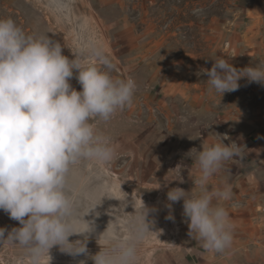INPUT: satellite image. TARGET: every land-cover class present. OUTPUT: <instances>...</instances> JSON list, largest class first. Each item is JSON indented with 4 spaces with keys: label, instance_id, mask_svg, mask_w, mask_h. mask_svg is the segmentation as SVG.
<instances>
[{
    "label": "rangeland",
    "instance_id": "374dc122",
    "mask_svg": "<svg viewBox=\"0 0 264 264\" xmlns=\"http://www.w3.org/2000/svg\"><path fill=\"white\" fill-rule=\"evenodd\" d=\"M241 1L0 0V121L28 122L0 143V264H198L192 145L163 96L215 121L264 105V47L258 82L220 43ZM214 257L264 264V238Z\"/></svg>",
    "mask_w": 264,
    "mask_h": 264
},
{
    "label": "crops",
    "instance_id": "0c3cea01",
    "mask_svg": "<svg viewBox=\"0 0 264 264\" xmlns=\"http://www.w3.org/2000/svg\"><path fill=\"white\" fill-rule=\"evenodd\" d=\"M236 10V19L230 29L240 34L228 41L221 37L220 43L230 44L239 55L243 53V56L238 55L240 62L251 59L252 66H256L253 74L259 82L260 52L264 47V38H261V35L264 37V0H242ZM222 58L225 70L218 74L211 71L212 77H229L231 71L227 64L232 60L228 56ZM262 73L264 75V70ZM190 94L191 91L180 88L165 93L163 98L177 96L178 139L189 142L193 148L189 146L186 156L176 153L175 157L184 160L189 188L195 192L193 198L196 200L191 206L198 223L193 226L190 254L197 257L198 264H219L214 255L220 250L236 253L253 240L264 238V114L260 112L264 105L252 104L251 112L254 113L247 115L243 114L241 106L240 115H231V120L224 117L215 121L204 118V111H209L205 103L200 102L197 93L193 98ZM20 126L28 127V122L0 121V143H11L9 140L18 133ZM183 128L185 133H182ZM224 128L229 129L232 146L224 144L220 135ZM11 171L5 165L0 168V175L11 174Z\"/></svg>",
    "mask_w": 264,
    "mask_h": 264
},
{
    "label": "built area",
    "instance_id": "2783aa9c",
    "mask_svg": "<svg viewBox=\"0 0 264 264\" xmlns=\"http://www.w3.org/2000/svg\"><path fill=\"white\" fill-rule=\"evenodd\" d=\"M222 133H223V141H224V144L227 145V146H232V143H231V134L229 131H227L226 129H223L222 130ZM234 145V144H233ZM235 147V146H234Z\"/></svg>",
    "mask_w": 264,
    "mask_h": 264
}]
</instances>
